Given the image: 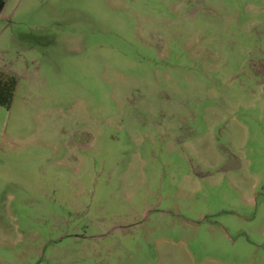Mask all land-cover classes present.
Masks as SVG:
<instances>
[{
    "label": "rangeland",
    "instance_id": "rangeland-1",
    "mask_svg": "<svg viewBox=\"0 0 264 264\" xmlns=\"http://www.w3.org/2000/svg\"><path fill=\"white\" fill-rule=\"evenodd\" d=\"M0 264H264V0H7Z\"/></svg>",
    "mask_w": 264,
    "mask_h": 264
},
{
    "label": "trees",
    "instance_id": "trees-1",
    "mask_svg": "<svg viewBox=\"0 0 264 264\" xmlns=\"http://www.w3.org/2000/svg\"><path fill=\"white\" fill-rule=\"evenodd\" d=\"M3 1L0 0V14L3 10ZM15 77L0 71V106L11 107L17 89Z\"/></svg>",
    "mask_w": 264,
    "mask_h": 264
},
{
    "label": "water",
    "instance_id": "water-1",
    "mask_svg": "<svg viewBox=\"0 0 264 264\" xmlns=\"http://www.w3.org/2000/svg\"><path fill=\"white\" fill-rule=\"evenodd\" d=\"M6 2H7V0H4V1H3V5H5V4H6Z\"/></svg>",
    "mask_w": 264,
    "mask_h": 264
}]
</instances>
